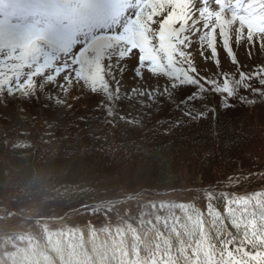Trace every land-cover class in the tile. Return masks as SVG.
<instances>
[{
  "label": "trees",
  "instance_id": "trees-1",
  "mask_svg": "<svg viewBox=\"0 0 264 264\" xmlns=\"http://www.w3.org/2000/svg\"><path fill=\"white\" fill-rule=\"evenodd\" d=\"M175 77L174 107L109 114L91 100L54 137L0 129V206L8 219L41 214L25 234L5 231L0 264H264V115ZM190 83L210 111L177 125ZM131 201L119 220L92 221Z\"/></svg>",
  "mask_w": 264,
  "mask_h": 264
},
{
  "label": "rangeland",
  "instance_id": "rangeland-1",
  "mask_svg": "<svg viewBox=\"0 0 264 264\" xmlns=\"http://www.w3.org/2000/svg\"><path fill=\"white\" fill-rule=\"evenodd\" d=\"M215 1L187 0L169 20L177 5L168 0H0V129L54 137L80 125L91 100L109 114L124 102L152 113L174 107L181 97L172 71L180 69L219 90L250 85L243 97L264 115V96H253L264 91V0L253 2L260 10L238 13L225 6L230 0ZM137 14L139 51L120 39ZM254 71L262 75L249 81ZM135 206L105 209L92 221L119 220ZM24 214L8 219L0 206V242L6 230L25 234L41 217Z\"/></svg>",
  "mask_w": 264,
  "mask_h": 264
},
{
  "label": "snow or ice",
  "instance_id": "snow-or-ice-1",
  "mask_svg": "<svg viewBox=\"0 0 264 264\" xmlns=\"http://www.w3.org/2000/svg\"><path fill=\"white\" fill-rule=\"evenodd\" d=\"M157 2L164 3L165 0H142V3L146 5H153ZM168 2L177 5L176 10L173 11L168 18L169 20H173L174 18L178 17L180 13V6L183 3H186L187 0H168ZM149 18L151 19V14ZM139 22H140L139 14H137L134 18H130L129 24L125 28V32L127 33V35L120 37L122 41L127 40L128 42H130L134 50L137 51L140 50V45L135 42L138 35ZM133 74H135L134 71ZM261 75L262 73L254 71L253 75L251 77H248V79L249 81H251L252 79H258L259 76ZM260 84H261V89H264V82H260ZM180 87H193L194 90L188 93L187 95H185L183 100L180 102V108H184L186 110L181 112V118H178L175 123L177 125H182L185 123V120L188 122H195L197 119H206L207 113L210 111V109L206 105V101L208 100V95L206 94V92L204 90L197 91L196 89L199 88L198 84L196 85L192 83L187 85L182 84L180 85ZM240 91H244V92L250 91V85L244 86L242 88L238 86L236 89L229 87V88H224L222 90H216L213 93V95L220 97L217 106L223 108H231L233 107L232 102L236 100H239V102L241 103L256 102L255 100H249V99L246 101L243 97L239 95ZM221 92H223V95H221ZM253 96H264V91L258 89L253 93ZM184 117H186V119H184Z\"/></svg>",
  "mask_w": 264,
  "mask_h": 264
},
{
  "label": "bare ground",
  "instance_id": "bare-ground-1",
  "mask_svg": "<svg viewBox=\"0 0 264 264\" xmlns=\"http://www.w3.org/2000/svg\"><path fill=\"white\" fill-rule=\"evenodd\" d=\"M207 1V3L208 2H213V1H215V0H206ZM227 1V0H226ZM255 0H240V2L242 3L241 5H239L238 4V0H230V1H228V2H226V4H225V6L228 8V9H230L231 11H233V12H235V13H238V12H240L242 9H243V7L245 6V5H249L250 7H253V6H255V7H257L258 8V10H260V6H259V3L258 2H256V3H253ZM216 2V1H215ZM217 3V2H216ZM218 6H221L219 3H218ZM259 12V11H258ZM264 21V20H263ZM173 31L174 32H176L175 30H177L178 29V26H174L173 25ZM189 33H192L193 31H194V29H192V28H188V29H186ZM178 31V30H177ZM196 31V30H195ZM241 206H243V205H241ZM238 208V207H237ZM235 213H237V211L235 212ZM241 213V212H240ZM238 214V213H237ZM238 216V215H237ZM241 216V215H240Z\"/></svg>",
  "mask_w": 264,
  "mask_h": 264
}]
</instances>
